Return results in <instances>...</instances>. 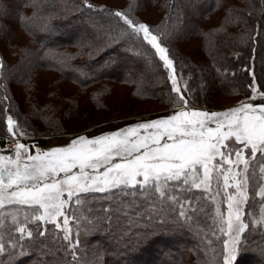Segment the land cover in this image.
Here are the masks:
<instances>
[{
    "label": "trees",
    "instance_id": "16d2710c",
    "mask_svg": "<svg viewBox=\"0 0 264 264\" xmlns=\"http://www.w3.org/2000/svg\"><path fill=\"white\" fill-rule=\"evenodd\" d=\"M92 1L87 0L93 5L88 8L84 0H0V32L7 28L1 20L4 15L19 22L37 43L36 49H29L15 63L5 65L0 57V109L6 110L0 113V145L10 138L6 132L8 115L16 120L20 131L27 133L31 148L44 147L51 138L76 136L107 120H93L90 112L94 107H90L81 114L88 121L71 129L63 121L70 118L71 101H64L65 106L60 105L63 108L50 101L41 105L35 95L36 100L29 98L25 110L8 84L23 79L39 64L52 66L62 79L80 87L105 80L129 84L139 93L169 98L184 106L172 91L162 61L146 41L131 34L122 18L113 15L117 11L135 18V12L152 6L160 13L158 35L170 50L187 106L217 109L218 105L211 103L214 93L250 101L255 92L264 93V0H244L242 5L232 3L227 7L226 17L237 28L232 35H227L224 28L226 19L217 27L203 30L209 58L206 65L200 57L194 60L184 54L179 42L202 34L198 19L212 17L220 0H123L124 4L117 6ZM23 6L31 12L21 17L19 9ZM58 96L54 94L51 99ZM98 99H93L97 107L102 104ZM257 188H248L244 220L249 228L241 237H247V241L243 248L238 246L233 264H264V226L257 221L264 197L258 195ZM167 191L175 199H163L158 194L151 200L138 197L132 207L127 205L131 197L78 193L84 202L74 206L73 199L66 208L71 241L79 240L75 256L72 243L63 239L60 228L36 221L25 224L33 230V237L25 235L15 247L20 234L13 233V239H9L3 228L1 239L6 251L0 253V264H222L221 211L217 212L210 195L195 188ZM201 207L202 211L193 214V209ZM182 210L186 216L180 215ZM105 215L111 220L103 219ZM41 231L44 235L38 234Z\"/></svg>",
    "mask_w": 264,
    "mask_h": 264
},
{
    "label": "snow or ice",
    "instance_id": "6c2138e0",
    "mask_svg": "<svg viewBox=\"0 0 264 264\" xmlns=\"http://www.w3.org/2000/svg\"><path fill=\"white\" fill-rule=\"evenodd\" d=\"M84 2L88 8L93 7L87 0ZM113 15L122 18L131 29V34L140 37L155 50L163 66L172 72L169 77L172 91L186 106L188 101L177 85L176 68L169 48L163 46L160 38L152 34L146 24L138 23L119 11ZM3 111L6 110L0 109V113ZM6 128L8 133L17 134L18 125L11 115L7 116ZM150 129L154 131L148 132ZM141 130L148 134L141 135ZM19 134L23 136L27 133L20 131ZM238 144L241 146L238 147ZM25 149V144L17 143L12 166H0V209L6 203L32 209L31 217L25 215L23 221L18 220L15 213L8 220L0 212V228L7 229L9 239H13V233L20 234L13 247L25 235L33 237V230L23 226L26 223H56L57 217L63 216V239L72 243V254L75 256L79 240L71 241L69 219L62 209L73 199L74 206L81 205L84 199L78 193H110L112 197H131L127 205L132 207L138 197L151 200L158 194L163 199H175L168 195L169 188L184 191L203 188L207 192L212 188L214 179L218 189H227L231 179L236 181L234 187L239 196L225 193L228 215L226 220L220 216L226 224L220 231L229 237L223 242V264H233L238 246L243 248L247 241V237L241 238L242 234L249 228V224L242 220L240 207L248 201L245 190L251 178L249 160L245 159L244 153L248 149V156L253 161L257 160V153L264 155V104L254 106L244 103L221 113L181 110L163 119L139 123L94 138L80 136L66 147L27 155L26 161H22L21 150ZM114 158L123 162H113ZM6 159L10 157L0 155V161ZM241 163L244 169L234 171V167ZM101 167L105 168L103 173L99 172ZM252 167L255 168V165ZM73 169H78V172L73 173ZM260 171L264 173V167ZM60 173H64V177L57 179ZM221 177L222 186L219 183ZM169 182L176 183L170 185ZM10 189L13 190L8 191ZM65 190L68 200L61 198ZM260 195L264 197V190ZM39 209H43L42 214H38ZM202 210V207L195 208L193 214ZM180 215L186 216V212L182 210ZM103 219L111 220V217L105 215ZM56 227L60 228L61 225L56 223ZM38 234L44 235V232ZM5 251L6 244L0 243V253Z\"/></svg>",
    "mask_w": 264,
    "mask_h": 264
},
{
    "label": "rangeland",
    "instance_id": "374dc122",
    "mask_svg": "<svg viewBox=\"0 0 264 264\" xmlns=\"http://www.w3.org/2000/svg\"><path fill=\"white\" fill-rule=\"evenodd\" d=\"M93 1L98 3L109 4L110 6L111 5L117 6L124 4L123 0H93ZM243 1L244 0H220L218 10L215 12L213 11L214 14L212 15V17H203L198 19L199 21L198 26L201 28L203 27L201 33L203 32V30L207 31L209 30V28L217 27L219 25V21L221 23L222 21H225V19L226 22H224V28L226 30L227 35L230 34L232 35L235 32H237L236 26L235 27L232 26L228 18L226 17V15H228L227 11L229 9L227 7H231L232 3L242 5ZM26 6L20 8L21 11L19 9V16L21 17L27 16L31 12V9ZM134 14H135L134 15L135 18L132 17L129 18L133 19L138 23L146 24L152 30V34L157 35L159 37L157 21L160 19V13H158V11L155 12L152 6L150 7L148 6L144 10H139ZM1 20L7 24V28L5 29V31L0 32V57L2 59L3 64L7 65L10 63H15L18 60L24 58L25 53L29 51V49L37 48V43L34 42L31 39V37H29L28 33H26L22 27H20L19 22L18 23L13 22L4 15L3 17H1ZM72 32L74 33L75 31ZM202 35L203 33L200 36L198 34H193L189 38L180 41L179 47L181 48L183 53L189 56L191 59L198 60V58L200 57L201 63L203 65H206L208 63L209 58L207 57L206 54L207 49L205 47L207 46L205 45L204 42L205 36ZM163 40L165 42V39ZM163 46H165L164 43ZM66 51L72 52L73 50L67 49ZM77 52L78 50L75 49V55H77ZM259 55L260 54H258V56ZM166 70L169 78L172 75V72L170 69L166 68ZM24 78L16 83H14L13 81H9L8 86L11 87V91L14 94L15 100H17V102H19L25 110L28 109L27 106L29 104L28 99L30 98L35 101L36 100V98L34 97L35 95L37 96V99L41 101L40 103L41 105H44V103L50 101L51 103L54 102V104L57 105L59 103V107H60V105L65 106L64 101L65 102L71 101L70 105H72L71 107L72 112L70 114V118H65V119L63 118L65 124L71 129L77 128V126L78 127L82 126L84 122L88 121L81 114H83L82 111L90 107H94L95 110V111L93 110V112L92 110L91 112L89 110V112L91 113L90 114L91 118L93 120L99 118H105L107 120H105V122L101 124L94 125L85 129L83 132H81L76 136L68 135L65 137L51 138L45 147H37L34 145L31 148L30 147L31 140L27 135L21 136L19 134L20 132L19 127L16 135H13L12 133H8L6 128V132L8 133V136L10 138L6 140L5 145H0V155L10 157V159L0 161V166H4V167L12 166L11 160L15 159L14 153L17 143H23L26 145V149L21 150V159L22 161H26L27 155H36L38 153L48 152L55 147H66L71 143L72 140L77 139L80 136H84L85 138H94L96 136L109 134L117 130L127 128L129 126H134L139 123H147L157 119H163L181 110L202 111L208 113L211 112L221 113V112H228L229 110L236 107H240L244 103H252L254 106L264 104V102H255L256 100L264 99V93L255 92L254 95L251 97V101L238 99V96L232 97L227 94H219V93L211 94L210 95L211 103H213L214 105H218L216 106L217 109H210L211 107H207L205 104L204 107L187 106V105L182 106L179 103H176L174 102V100L169 98L168 99L167 98L160 99L158 97L153 98L143 93H139V91L136 90L135 86L129 84H123V83L119 84L117 82L113 83L111 81L105 80L98 83H94L86 88L80 87L75 84L69 83V81L62 79L57 74V72L53 70L52 66L42 65V64L33 66L29 71H27ZM176 79H177V85L180 88H182L177 76ZM183 81H184L183 84L185 85L186 82L185 80ZM171 88H173L172 83H171ZM54 94L61 95L62 97L58 96L51 99V97ZM48 96H50V98H48ZM97 97L100 98L98 100L102 102L101 105L106 106L105 108H102L100 110V108L98 107H100L101 105L98 107L93 105L94 104L93 99ZM111 117H114V119H111ZM212 126L214 127L215 125ZM151 131L154 130L151 129L148 130V132ZM148 132L141 130V135H147ZM237 146L240 147L241 145L238 144ZM244 157L245 159L249 160L248 171L249 174H251V178L249 179L245 190L246 194L248 196L249 186H254L255 188L258 187L257 192L258 195L261 196L260 192L261 190H264V173H261L260 168L264 167V155L257 153V160L253 161L248 156V149H246L244 153ZM233 160H235V156H233ZM113 162L119 163L123 161H120L118 158H114ZM253 165H255V168L252 167ZM244 167H245L244 164L241 163L238 167H234V171H241L244 169ZM104 171H105L104 167H101L99 169L100 173H103ZM72 172L76 173L78 172V169H73ZM63 177H64V173H60L57 179H61ZM237 179H243V177H237ZM5 183H7V179H5ZM219 183L221 186L223 185L222 177L220 178ZM235 183H236L235 180L230 179L229 187L227 189H223L222 187L218 189L216 181L214 179L212 183V188L209 191H207V193L210 195L215 205L217 206V210H219L217 212L221 211L220 216L222 215L225 220L227 219V215H228V202L225 198V193L227 192L228 194H231L233 196H237V197L239 196V194L237 193L234 187ZM201 189L203 190V188ZM11 190L13 189H10L8 191ZM61 198L64 200H68L66 190ZM68 204L69 202L66 203L64 208L62 209V211H64L65 214ZM244 205L245 203H242L240 207L242 209V220L245 222ZM35 207L38 208V206ZM0 212L4 213L8 220H11V214L15 213L17 219L22 221L24 220L25 215L31 217L32 209H29L28 206L8 205L6 203L5 207L3 209H0ZM42 212L43 209H39L38 214H42ZM63 219H64L63 216L57 217L56 223H59L61 225L60 229L64 233ZM257 221H259L264 226V204L261 208V212L259 217L257 218ZM41 222L48 223L45 221H41ZM56 223L53 224L56 226ZM222 226L226 227V224H224V222L220 219L219 227L221 228ZM2 230L3 228H0V243H3V240L1 239ZM220 233L223 236V242L229 239V237L224 233H222L221 231ZM224 255L225 252H224V243H223V257ZM222 264H223V258H222Z\"/></svg>",
    "mask_w": 264,
    "mask_h": 264
},
{
    "label": "crops",
    "instance_id": "0c3cea01",
    "mask_svg": "<svg viewBox=\"0 0 264 264\" xmlns=\"http://www.w3.org/2000/svg\"><path fill=\"white\" fill-rule=\"evenodd\" d=\"M45 147V146H44Z\"/></svg>",
    "mask_w": 264,
    "mask_h": 264
}]
</instances>
